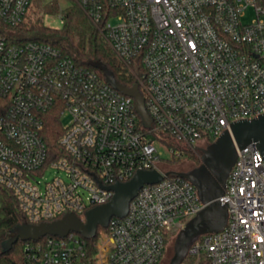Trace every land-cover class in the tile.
Instances as JSON below:
<instances>
[{"label":"built area","instance_id":"built-area-1","mask_svg":"<svg viewBox=\"0 0 264 264\" xmlns=\"http://www.w3.org/2000/svg\"><path fill=\"white\" fill-rule=\"evenodd\" d=\"M33 1L0 0V185L26 221L85 215L112 199L107 186L138 171L164 177L110 219L95 251L70 232L25 241L22 264H159L168 237L204 204L191 181L166 174L158 146L181 158L183 148L264 113V0H75L139 83L150 127L135 99L96 70L51 43L9 39L5 29L24 22ZM250 6L255 17L245 22ZM52 111L70 116L59 155L44 135ZM49 170L55 176L42 181ZM223 199L227 226L201 235L183 262L264 264V158L255 142L238 152Z\"/></svg>","mask_w":264,"mask_h":264},{"label":"water","instance_id":"water-1","mask_svg":"<svg viewBox=\"0 0 264 264\" xmlns=\"http://www.w3.org/2000/svg\"><path fill=\"white\" fill-rule=\"evenodd\" d=\"M90 64L100 69L106 81L115 89L135 99L136 109L144 125L150 127L152 118L146 109L139 83L135 82L133 86L128 87L115 78L106 64L98 61H91ZM251 142L256 143L257 149L264 158V113L252 119L236 120L206 147L196 146L202 153L199 165L186 171L166 172L167 175H177L191 181L204 204V207L176 235L169 264H181L189 248L201 235L221 231L227 226L228 203L223 199L226 195L227 178L236 162L238 152ZM163 177L158 170H142L129 181L107 186L114 192L112 199L87 210L85 219L75 213H67L52 221L39 223L24 221L17 224L12 228L5 242V249L10 250L19 240L36 241L46 235L65 237L70 232L79 233L86 239L94 238L98 228L107 227L112 217L127 215L131 200L144 184L157 183Z\"/></svg>","mask_w":264,"mask_h":264},{"label":"trees","instance_id":"trees-1","mask_svg":"<svg viewBox=\"0 0 264 264\" xmlns=\"http://www.w3.org/2000/svg\"><path fill=\"white\" fill-rule=\"evenodd\" d=\"M71 5V8L65 10L62 24L59 27L43 23H32L29 25L22 22L16 27L5 29V32L12 42L37 40L51 43L60 48L64 53L71 55L78 63L96 70L102 77H104L102 71L92 66L90 62L98 61L104 63L121 84L128 87L133 86L136 82L133 74L113 55L100 28L90 21L79 4L72 2ZM1 102L2 99L0 98V104ZM1 112H3V107L1 108L0 106ZM61 132L62 121L59 114L56 111H52L46 120L44 128L45 139L52 154H62L61 147L58 144ZM213 141L214 139H211L209 142ZM170 143L174 144L171 141ZM175 146L178 147V145ZM183 150L185 151L183 158H187L191 167H195L201 163L202 153L200 151L188 148H183ZM176 160H180V158ZM80 217L85 219V215H80ZM24 221H26L25 215L19 208L13 192L0 185V264L23 263L26 242L19 240L10 250L5 249V242L8 240L12 228ZM102 230L104 228L100 226L96 237L87 240L91 252L95 251V245ZM50 236L52 235H46L38 241H43Z\"/></svg>","mask_w":264,"mask_h":264},{"label":"rangeland","instance_id":"rangeland-1","mask_svg":"<svg viewBox=\"0 0 264 264\" xmlns=\"http://www.w3.org/2000/svg\"><path fill=\"white\" fill-rule=\"evenodd\" d=\"M72 2L75 0H34L24 24L32 23H43L53 27H59L62 24V17L65 14V10L71 8ZM48 10V11H47ZM255 17V9L250 6L243 17L245 22L251 21ZM10 29V28H8ZM115 56L114 52L112 51ZM62 125H67L70 121V116L68 114H63L61 117ZM208 143L200 142L199 147H206ZM159 150L164 159L162 167L167 171H185L189 170L191 164L187 161V158L181 157L180 160L173 159V153L168 150L167 147L159 145ZM184 147V146H181ZM191 150V149H190ZM195 151H200L196 149ZM201 152V151H200ZM176 160V161H175ZM55 170H49L46 172L43 178L40 177L42 181L52 179L55 176ZM176 235H171L168 237V242L166 244V251L159 264H169L170 259L173 255V246ZM186 262H182L185 264Z\"/></svg>","mask_w":264,"mask_h":264},{"label":"flooded vegetation","instance_id":"flooded-vegetation-1","mask_svg":"<svg viewBox=\"0 0 264 264\" xmlns=\"http://www.w3.org/2000/svg\"><path fill=\"white\" fill-rule=\"evenodd\" d=\"M186 171V170H185Z\"/></svg>","mask_w":264,"mask_h":264}]
</instances>
